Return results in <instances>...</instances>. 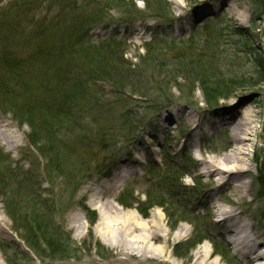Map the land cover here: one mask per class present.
Returning a JSON list of instances; mask_svg holds the SVG:
<instances>
[{
	"label": "rangeland",
	"instance_id": "1",
	"mask_svg": "<svg viewBox=\"0 0 264 264\" xmlns=\"http://www.w3.org/2000/svg\"><path fill=\"white\" fill-rule=\"evenodd\" d=\"M106 2L0 0V21L12 24L7 31L17 28L12 50L22 51L13 56L20 62L38 57L35 40L21 44L41 26L51 31L54 21L97 5L105 19L86 37L95 45L114 39L110 49L123 52L119 75L127 79L116 88L114 79L91 78L88 100L71 118L75 126H66L56 138L35 137L38 143L33 144L31 128L18 125L12 106L1 105L12 98L0 100V133L18 141L9 146L0 138L2 159L8 157L5 164L16 169L8 198L0 186V264H119L115 260L124 258V252L105 245L96 233L100 212L91 206L93 199H114L118 210L134 212L145 223L158 213L162 228L174 239L165 253L176 264H191L200 246L211 253L210 262L245 264L225 233L226 224L210 210L234 209L264 250V194L258 183L264 175V69L259 64L264 59V0H155L148 9L139 0L131 1L134 8L112 0L105 9ZM197 74L207 76L209 89L217 90L220 81L232 83L230 90L221 87L228 98L216 109H208ZM239 100L243 103L233 111ZM244 111L259 130L243 146L246 187L237 190L203 172L210 161L229 152L232 134L225 125ZM189 157L192 162L186 161ZM114 173L129 174L117 193L105 189ZM13 195L17 207L11 214L17 224L5 207ZM178 228L182 237L175 239ZM28 238L39 254L28 247ZM128 238L124 246L137 251L140 245L129 246L133 238Z\"/></svg>",
	"mask_w": 264,
	"mask_h": 264
},
{
	"label": "trees",
	"instance_id": "2",
	"mask_svg": "<svg viewBox=\"0 0 264 264\" xmlns=\"http://www.w3.org/2000/svg\"><path fill=\"white\" fill-rule=\"evenodd\" d=\"M131 1L134 0H123V5H128L130 2L134 8ZM139 1L144 2L148 9V4H154L155 0ZM111 2L112 0H108L103 4V8L107 9V5ZM75 13L76 16H74ZM75 13L71 17H66V20L54 21L51 31H48L47 27L41 26L32 36L28 37L27 41L25 40L26 42L24 41L21 45H28L31 40H35L34 49L38 57H29L22 62L13 58V56L22 55V51L12 50L15 49L14 46H17L14 42L18 35L17 28L12 27L13 29L10 28L7 31L12 24L0 21V100L6 97L12 98L7 102H1V105L3 107L12 106V110L9 111L18 125L25 124L31 128L29 140L32 144L35 142V137L39 138L42 135L51 139L56 138L62 135L66 126L71 124L67 130L75 126L71 118L80 114L81 104L87 102L91 78L109 77L115 80L116 88L119 87L118 84L127 81L126 78H123V74L119 75V71L123 67V64L119 62L123 52L110 49L114 39H110L111 44L105 40L106 43L101 42L99 45H95L86 37L94 25L102 23V19H105L102 10L95 5L89 12L85 7V9H81L80 14L79 10ZM1 16L2 14H0V18ZM23 29L22 32H24ZM234 34L244 35L240 30H234ZM157 40L160 39L157 38ZM259 64L264 69V59L260 58ZM37 65L40 67L34 69ZM109 74H113V76ZM205 78L207 76L204 74H197L196 79L198 82L200 81L201 91L208 109H216L221 99L228 98L225 94L220 93V91H224L221 87L230 90L232 83L224 81L216 83L214 86L219 92L218 95H215L217 90L209 89V82L204 80ZM51 96H54L55 100ZM73 103L76 104L73 105ZM188 106L192 105L188 104ZM33 118L37 119L33 120ZM1 155L0 152V186L4 191L2 195L8 198L9 196H6L5 193L8 188L10 193V183L15 181L16 169L6 165L5 162H10V160L8 157L2 159ZM186 161L192 162V159L189 157ZM258 183L260 192L264 194L263 173L260 174ZM5 207L9 211L10 219L17 224L11 214V210H15L17 207L14 195L5 202ZM25 228L27 236H31V228ZM31 237L35 239L33 236ZM25 241L35 254H39V248L34 240L30 241L28 238ZM197 243L200 242L197 241ZM45 246L46 249L49 247L52 253H60L54 245L46 244Z\"/></svg>",
	"mask_w": 264,
	"mask_h": 264
},
{
	"label": "bare ground",
	"instance_id": "3",
	"mask_svg": "<svg viewBox=\"0 0 264 264\" xmlns=\"http://www.w3.org/2000/svg\"><path fill=\"white\" fill-rule=\"evenodd\" d=\"M238 104H232L233 111H238L235 105L238 107L243 103V100H239ZM241 108V107H240ZM240 116V117H239ZM236 117V121L231 123L228 122L227 126L231 130L232 141L230 150L227 154L210 161L209 170L203 173H207L208 176H214L216 181H221L223 184H233L237 190L245 189L242 176L246 172L245 161L242 157L244 155L243 146L245 141H250L253 132L259 130L258 125L254 124L251 115L248 111H244L242 115ZM252 132V133H251ZM0 138L2 144H8L9 146H17V140H9L8 137L4 135L3 132L0 133ZM228 146V147H229ZM129 174H116L114 173L113 181L108 183L106 190L116 191L120 189ZM89 188V186H88ZM102 189L101 186L95 188L98 190ZM104 188V187H103ZM99 191V190H98ZM100 199V198H99ZM116 201L112 199L110 202H100L97 199H93L91 206L100 212V219L96 224V233L100 239L108 247L114 248L118 247L122 252H124L122 257H118L115 262L119 264H145L148 262H153L154 264H176L170 259L165 253L166 245L169 241L174 240L170 237L159 223L161 220L158 213L152 215V220L150 222H141L138 216L134 212H121L116 206ZM210 214L217 217V221L226 224L227 235L232 237V241L235 243V253L242 255L246 259L245 264H261L264 261V250L262 248L263 244L256 242L248 228L246 219H240L237 217V212L232 209H217L213 207L210 210ZM161 216V215H160ZM157 217V218H156ZM120 224V227H117ZM182 229V228H181ZM144 231L143 234H141ZM176 238L182 237L179 233V228L177 229ZM134 244H139V249L134 251L124 246V242L130 240ZM140 237L142 239H140ZM161 243L162 245H157ZM129 243H127L128 245ZM155 244V245H153ZM162 254V255H161ZM165 256L166 258H164ZM211 253L206 250L203 246H200L195 254L194 259L191 264H219V260H210Z\"/></svg>",
	"mask_w": 264,
	"mask_h": 264
},
{
	"label": "water",
	"instance_id": "4",
	"mask_svg": "<svg viewBox=\"0 0 264 264\" xmlns=\"http://www.w3.org/2000/svg\"><path fill=\"white\" fill-rule=\"evenodd\" d=\"M262 52H263V54H264V49H262Z\"/></svg>",
	"mask_w": 264,
	"mask_h": 264
}]
</instances>
